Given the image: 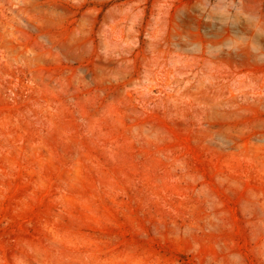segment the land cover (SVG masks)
<instances>
[{"label":"rangeland","instance_id":"374dc122","mask_svg":"<svg viewBox=\"0 0 264 264\" xmlns=\"http://www.w3.org/2000/svg\"><path fill=\"white\" fill-rule=\"evenodd\" d=\"M0 264H264V0H0Z\"/></svg>","mask_w":264,"mask_h":264}]
</instances>
